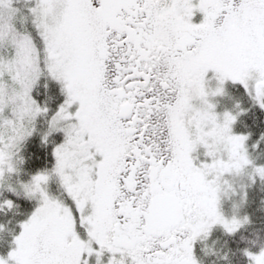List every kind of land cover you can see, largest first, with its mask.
<instances>
[{"label": "snow or ice", "instance_id": "1", "mask_svg": "<svg viewBox=\"0 0 264 264\" xmlns=\"http://www.w3.org/2000/svg\"><path fill=\"white\" fill-rule=\"evenodd\" d=\"M0 264H264V0H0Z\"/></svg>", "mask_w": 264, "mask_h": 264}]
</instances>
